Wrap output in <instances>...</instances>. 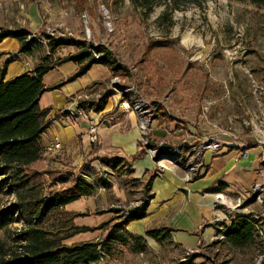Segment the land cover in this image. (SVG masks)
I'll return each instance as SVG.
<instances>
[{
  "label": "rangeland",
  "instance_id": "1",
  "mask_svg": "<svg viewBox=\"0 0 264 264\" xmlns=\"http://www.w3.org/2000/svg\"><path fill=\"white\" fill-rule=\"evenodd\" d=\"M79 1H84V5L81 6ZM152 1V9L148 13L144 7L133 6L130 0H0V27H23L42 40L40 45L35 46L36 51L27 55L26 59L30 64L37 62L47 52L44 34H49L66 40V44L55 51V57L75 51L76 46L67 43L72 38L92 46L93 53L101 45L110 52L113 63L126 68L130 73L129 77L111 74L108 78L95 81L73 93L68 102H75L74 96L82 92H89L94 100L102 95L106 96L104 111H93L99 116L96 118L98 123L105 117L115 118V113L121 114L122 118L132 113L140 134L136 147L137 157L147 154L151 157L154 168L140 178L130 175L128 168L125 175H119L101 165L98 158H124L133 171L135 158H128L120 148H104L99 145L97 129V140L91 142L88 132V140L90 144L97 143L98 152L92 151L83 157L82 151L81 162L76 165L66 164L63 169L79 175L83 166L93 164L97 170L93 167L92 171L98 176L100 173L104 174L110 185L108 188L97 187L93 199H81L78 203L65 207L68 211L81 214L73 217L74 224L92 229L64 240L66 245L101 240L110 231L111 224L120 220L118 215L143 203L147 207L153 195L150 191L146 197L143 185L149 176H159L167 169L180 167L186 181L194 180H187L186 176L190 173L187 167L178 166L168 155L161 156L159 160L153 157V149L161 143L181 154L177 158L183 157L187 165L195 167V174L198 175L199 170L205 168L200 160L202 150L207 143L214 142L220 133L230 135L234 141H241L251 135L263 137L264 2L179 0L175 4L179 9L172 10V2L166 5L164 0ZM161 14L164 16L159 19ZM10 42L5 44L4 52L18 54ZM96 65L109 70L104 65ZM14 68L13 65L9 67V75L14 73ZM48 74L49 79L56 78L60 71L56 67ZM64 78L51 85L59 84ZM119 84L133 87L135 97L142 102L141 111H121L119 100L124 87L117 88ZM162 111L173 116L175 121L169 124L159 122ZM86 113L89 112L86 110ZM142 121L147 124L143 132L140 129ZM108 122L116 123L111 118ZM159 125L166 128L163 137L154 133V128ZM127 129L126 127L118 132L126 133L124 131ZM67 130L70 131V128ZM228 139L231 140L230 137ZM218 141L221 144L223 142L221 137ZM226 143L230 145L232 142ZM229 145L227 149L230 148ZM220 149L221 147L218 151ZM247 151L256 157L257 163L253 168H247L243 164L247 157L237 159L235 156L232 163L227 164V160L233 155L241 154L236 147H231L227 156L220 155L213 165L211 161L215 158V153L212 150L203 153L204 164L207 167L210 163L212 165L206 175L214 169L222 168V177L225 176L226 180L237 181L244 187H249L241 193L243 195L238 194L234 198L220 192L215 193L214 209L222 211L223 215L214 212L198 229L203 231L212 226L213 233L208 239H201L193 248L172 241H155L141 253L121 248L114 259L105 257L101 263L171 264L190 255L194 261L205 264H264V207L253 200L259 193V190L254 189V184L260 181V177L261 187L264 188V176L256 172L263 153L253 147H249ZM43 155L45 169L55 168L48 164L46 155L50 154ZM62 186L55 185L54 188L60 189ZM260 193H264V190ZM14 199L13 194H0V207ZM238 202L242 205L235 207ZM237 212H251L254 217L262 219L254 242L244 248H231L222 241L219 233L222 224ZM179 224L181 235L191 242L197 239L190 219L181 216ZM21 227L22 223L16 221L8 228L0 229V240L11 245V237ZM163 227L172 230L168 226L159 228Z\"/></svg>",
  "mask_w": 264,
  "mask_h": 264
},
{
  "label": "trees",
  "instance_id": "2",
  "mask_svg": "<svg viewBox=\"0 0 264 264\" xmlns=\"http://www.w3.org/2000/svg\"><path fill=\"white\" fill-rule=\"evenodd\" d=\"M130 1L135 7H144L148 13L152 9V0ZM177 1L179 0H164L166 5L171 2L174 4L172 10L179 9V6H175ZM79 2L81 6L84 5V1ZM252 2L259 3L264 0ZM163 16L164 14H161L159 19ZM44 37L47 52L39 57L31 70L10 78H6L7 67L16 60L17 54L0 52V57L8 54V57L0 62V194L15 196L13 202L0 207V229H6L16 221L22 223L21 229L11 237V245L0 240V264H102L101 260L105 257L114 259L121 248L130 252H144L147 249L144 237L128 231L126 227L130 222L145 217V203L118 215L120 220L111 224L110 231L101 240L71 245L63 243L76 234L92 230L87 226L74 224L73 217L81 214L66 210V205L82 197L92 196L97 187L108 188L110 182L104 174L100 173L98 176L92 171L96 169L93 164L83 166L79 175L63 168L45 169V148L41 146L40 139L50 124L48 115L52 108L40 107L39 98L44 92L83 76L94 64L106 66L110 73L116 76L129 77L130 73L126 68L113 63L110 52L101 45L95 48L93 53L92 46L69 38L67 43L76 46L75 51L55 57V51L66 44V40L49 34H44ZM5 39H14L18 43L16 52L25 55L33 54L36 51L35 46L42 43L41 38H36L23 27H0V44ZM66 62L76 65L74 71L59 84L44 85L43 76ZM92 102L90 106L81 101L76 107L83 108L85 112L87 110L102 113L107 97L102 95ZM69 112L63 109L56 111L53 116L66 117ZM158 119L166 124L175 121L173 116H168L164 111ZM165 150L172 151L165 146L154 158L166 155ZM98 161L121 176L126 174L127 168L130 175L134 173L124 158L105 156L98 158ZM155 177L149 176L143 185L147 192L146 197L151 191V183ZM133 180L134 178L131 181ZM55 185L63 186L56 189ZM145 201L144 199L143 202ZM256 222L251 213L233 214L229 223H223L219 231L224 236L222 241L231 248H244L252 244L256 235ZM168 229H151L145 234L162 243L169 237ZM116 231L123 234L119 235ZM171 264L205 263L196 262L189 255L184 260Z\"/></svg>",
  "mask_w": 264,
  "mask_h": 264
},
{
  "label": "crops",
  "instance_id": "3",
  "mask_svg": "<svg viewBox=\"0 0 264 264\" xmlns=\"http://www.w3.org/2000/svg\"><path fill=\"white\" fill-rule=\"evenodd\" d=\"M7 41H11L12 48L15 51L18 48V43L14 39H5L0 44V52H4V47ZM8 57V54H4L0 57V62H3ZM28 57L25 54H17L15 61L10 63L7 67L6 78L18 75L25 71L32 69L33 62L30 64L26 59ZM17 62V64H16ZM14 66V73L9 75V67ZM60 71V75L56 78L51 77L49 79V72L43 76V83L46 86L56 83L58 79L66 77L76 68L73 62H66L64 65L57 67ZM111 73L109 70L102 69L99 65L94 64L83 76L77 78L76 80L67 83L66 86H62L60 89H54L44 92L39 98L40 107H51L52 110L48 115L50 119V124L47 129L43 132L40 143L43 149L48 145L54 138H58L62 142L61 149L53 153H47L44 151L48 159V164L56 168H64V165L71 164L76 165L81 162L84 155L88 153H97L98 146L106 148H120L124 151L128 158H135L133 161L134 177L140 178L144 174L150 172L154 168V163L150 156L145 154L142 157H137V141L139 140V127L137 126V121L133 118V114L127 115L126 118H122L121 114L115 113L113 118L116 123L112 124L108 122L109 117L102 119L101 123H98L99 116L93 111H88L89 113L85 117H78L75 121H67L65 117L59 116L54 117L56 111L63 109L74 108L76 105L74 102H68V99L73 93L82 90L86 86H89L95 81L102 80L104 78L110 77ZM106 107V106H105ZM107 109V108H106ZM109 118V119H108ZM106 121V122H104ZM97 125V130L99 133V138L96 144H90L88 140V132L91 125ZM124 132L120 133L118 130L126 129ZM70 128V131L67 129ZM166 128L163 125L156 126L154 128V133L162 137L166 134ZM218 135V134H217ZM223 141L221 144V149L214 155L215 158L212 159L211 163L219 158L220 155L227 156L230 152L231 147H236L239 152L242 150H248L249 147L262 152L264 148V134L263 139L257 138L253 135L250 137L243 138L241 141H234L228 134L218 135ZM228 137L231 138L228 139ZM233 139V140H232ZM226 141L232 142L230 145ZM230 148L227 149V146ZM94 149V150H92ZM83 151V157L81 152ZM261 154V153H259ZM227 160V164L232 163L235 156L240 158V154L233 155ZM247 160L243 164L247 168H253L256 166V157L251 156V153L247 151ZM96 163V161H94ZM93 162V163H94ZM204 162V159H203ZM206 165L203 175L192 181H186L184 179L183 170L180 167H173L163 171L159 176H156L151 183L152 198L146 207L145 217L139 220L130 222L126 229L132 233L141 235L145 239V245L152 244L156 240L145 234L146 231L151 229H156L161 226H168L172 228L169 237L165 241H172L174 243L180 244L182 246H188L190 248L196 247L201 239H208L212 233V226L205 228L203 231H198L203 222L210 219L214 212L219 215H223L220 210L214 209V195L215 193H223L229 198H234L238 194H241L244 190L249 187H244L237 181H229L230 179L222 177V168L214 169L213 172L207 174V170L212 167V165ZM257 172V170H256ZM255 169H254V173ZM145 176V175H144ZM217 176H221L217 178ZM256 177H259L256 174ZM261 180V177H260ZM97 188L95 189V191ZM95 194V193H94ZM243 195V194H241ZM81 199H93L92 196L82 197L70 204L66 205V208L78 203ZM181 216H185L190 219L194 226V234H196L197 239L193 242L187 239L186 236L181 235V229L179 228V222ZM230 219L225 222L228 224ZM164 241V242H165ZM157 242V241H156ZM141 253V252H140Z\"/></svg>",
  "mask_w": 264,
  "mask_h": 264
},
{
  "label": "built area",
  "instance_id": "4",
  "mask_svg": "<svg viewBox=\"0 0 264 264\" xmlns=\"http://www.w3.org/2000/svg\"><path fill=\"white\" fill-rule=\"evenodd\" d=\"M116 87L117 88L124 87L122 89V92H121V94L124 93V97H122L119 100V108L121 109V111H130V110H132V111L137 112V111H141L143 109V105H142L141 100H139L137 97H135L136 92H134L133 87L130 88V86H123V84L118 85ZM98 99L99 98H97V100ZM74 100H75L74 103H76L75 104L76 106L81 101L82 102H86L87 105H90L91 106L92 103H93L92 101H94V99L91 98V94L89 92H82V93L76 94L74 96ZM76 106L73 109H69L70 112H69L68 116L65 117V119H67V121H75L81 115H83V116L86 115V112L84 111L83 108L76 107ZM146 125L147 124H146L145 121H142V123L140 124V129H142L141 130L142 132L145 130ZM96 129H97V126L94 125V124L90 127V130H89V140L91 142H95L97 140V135H96L97 131H96ZM216 138L217 139L214 140V142L207 143V145H205L204 149L202 150V152L200 154V160L202 161L203 168L205 167L204 166L205 164H204L203 158H202L203 153L206 150H212L216 154L217 151H218V149L221 147V143L218 141V137H216ZM61 147H62V142L56 137L48 145L45 146V152H47V153H53V152H56L57 150L61 149ZM164 147H165V145H163V143H161L160 145L156 146L153 149V151H152L153 157H155L159 153V150L160 149H163L164 150ZM165 151L166 152H164V154L168 155L167 157L170 158L171 160H173L178 166L187 167V169L190 171V173L187 174V176H186V179L187 180H189L191 178L193 179L196 176L203 175L202 173H204V171H202V170H199L200 173H198V175H196L195 174V172H196L195 167L194 166H191L189 164L187 165L186 164V161H185V159L183 157L177 158L181 154H178L176 150L175 151L172 150V151H169V152H167V150H165ZM175 152H176V154H175ZM262 153H263L262 154V159L260 161L259 168L257 169V173L260 174V176L261 175L264 176V148H263ZM246 156H247V151L246 150H242L241 151V154H240V158H246ZM162 157H159L156 160H159ZM260 181H258V182H256L254 184L255 185L254 189L255 190H259V193L255 196V199H253V200L256 203H258L260 206L264 207V193H260V192H262L264 190V188L261 187L262 184H261ZM240 204L241 203L238 202L235 207H240L242 205V204L241 205ZM127 211L128 210H126L125 213ZM247 213H251V212H247ZM254 218L257 220V222L255 223V228H256V231L258 232V227L261 225L262 219L260 217H254ZM258 219H259V221H258ZM223 238H224V236L221 234V239H223Z\"/></svg>",
  "mask_w": 264,
  "mask_h": 264
}]
</instances>
